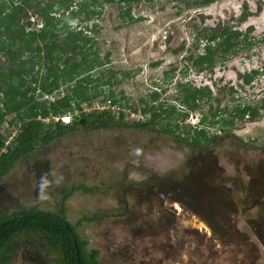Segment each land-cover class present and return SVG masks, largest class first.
Here are the masks:
<instances>
[{"label": "rangeland", "instance_id": "374dc122", "mask_svg": "<svg viewBox=\"0 0 264 264\" xmlns=\"http://www.w3.org/2000/svg\"><path fill=\"white\" fill-rule=\"evenodd\" d=\"M90 1L75 0L72 7ZM245 9L250 16L242 20ZM33 11L23 22L34 21L31 30H38L41 21ZM131 11L133 21L121 17L118 4L107 3L95 8L98 15L90 21L69 25L92 40L88 52L101 63L89 73L99 80L90 90L101 93L83 111L104 107L117 120L124 114L128 123L148 122L150 115L141 111L154 93L156 105L179 112L183 84L207 87L211 98L179 118L174 135L163 132L162 120L148 130L81 126L66 133L0 179V210L57 211L64 189L85 186L67 200V219L98 251V264H264V109L253 120L234 114L264 102V0H154L133 4ZM224 28L248 37L233 52L219 54L213 71L193 67L208 43L204 35ZM7 61L0 54V65L9 66ZM253 70L259 75L246 85L244 75ZM65 89L42 100L55 101ZM110 92L118 104L103 101ZM126 103L134 110L123 109ZM218 109L225 111L213 118ZM79 114L63 117L72 123ZM14 119L9 115L0 126L7 142L20 129ZM59 119H46L47 129ZM226 119L234 123L224 126ZM212 120L219 123L207 127ZM199 125L207 127L210 140L196 148L189 134ZM15 243L16 251L0 264H60V249L42 234H21Z\"/></svg>", "mask_w": 264, "mask_h": 264}, {"label": "trees", "instance_id": "16d2710c", "mask_svg": "<svg viewBox=\"0 0 264 264\" xmlns=\"http://www.w3.org/2000/svg\"><path fill=\"white\" fill-rule=\"evenodd\" d=\"M74 1L5 0L0 3V54L8 60L6 63L10 64L0 65V126L5 123L9 115H14V122L20 124L17 135L10 142H7L8 136L0 134V179L8 176L17 163L28 154L48 146L81 126L94 130L113 128L148 130L162 120L166 121L163 132L174 135L180 130L179 118L186 119L189 111L197 110L204 99L212 96V91L207 87L197 88L183 84L180 86L178 100L184 109L179 112L175 106L167 108L163 104L156 105L159 95L154 93L151 96L152 104L145 103L141 111L143 115H150L148 122L128 123L124 120V114H121L117 120L110 110H101L93 114L85 113L82 105L91 104L101 93L89 88L99 81L92 80L89 73L97 69L101 63L95 53L88 52L92 40L84 36L83 32L71 30L69 25L81 18L83 21H90L93 16L98 15L95 8L107 3L116 1L128 4L143 1L152 3L154 0H91L88 4L79 3V6L73 9ZM190 1L193 5H211L222 0ZM32 9L33 14L41 19L42 28L38 30H31L35 24L32 20L23 22L28 10ZM131 14V7L121 11L123 19L127 17L128 20L133 21ZM57 15L61 19L56 18ZM248 16L250 13L245 9L241 19L246 20ZM61 31L65 34L63 40L60 39ZM204 36L208 43L203 54L194 60L192 65L200 71L205 69L213 71L217 64V56L233 52L241 45L240 38L244 36L247 39L248 34L244 35L238 30L224 28L218 31L212 30ZM215 44L218 45L216 49L213 48ZM43 66L45 71L42 73ZM258 75V70L245 74V84H251ZM73 82L75 85L70 87ZM103 84L109 85L107 82ZM61 88H66L63 97L55 101L42 100L45 95H52ZM103 101H109L112 105L119 103L114 99L113 92L107 94ZM122 107L128 111L134 110L128 103ZM262 109L264 102L261 107L247 105L236 108L235 118L248 117L253 120ZM75 111L80 114L72 123L66 124L59 119L47 129L44 123L46 119L60 118ZM223 111L218 109L212 117L219 116ZM174 115L177 117L173 121ZM200 122L202 125L207 121L203 118ZM208 123L207 127L219 122L212 120ZM222 123L224 126L232 125L234 120L226 119ZM201 125L194 127L189 134L191 145L196 148L210 140L206 132L207 127L202 128ZM77 189H85V186L63 190L61 208L57 211H43L38 208H23L14 212L0 210V263L7 261V255L14 253L18 248L15 243L18 235L42 234L60 249L62 253L60 264H98V251L89 249L88 241L82 238L76 227L67 219L66 202Z\"/></svg>", "mask_w": 264, "mask_h": 264}, {"label": "flooded vegetation", "instance_id": "af4514ba", "mask_svg": "<svg viewBox=\"0 0 264 264\" xmlns=\"http://www.w3.org/2000/svg\"><path fill=\"white\" fill-rule=\"evenodd\" d=\"M143 2H146V3H150V2H147V1H143ZM140 3V2H139ZM115 4H118L121 11H125L126 9H128L129 7H131L132 9V5L133 4H136V2H132L131 4H128L126 2H120V1H116ZM34 22V21H33Z\"/></svg>", "mask_w": 264, "mask_h": 264}, {"label": "built area", "instance_id": "2783aa9c", "mask_svg": "<svg viewBox=\"0 0 264 264\" xmlns=\"http://www.w3.org/2000/svg\"><path fill=\"white\" fill-rule=\"evenodd\" d=\"M110 103V102H109ZM101 110H104L105 108L103 107V108H100ZM112 109H114V108H112ZM118 116H119V114H118ZM139 117L140 118H142V116L141 115H139ZM248 118V117H247ZM60 119L62 120V122H64V123H66V124H68V123H70V121H71V118L70 117H60Z\"/></svg>", "mask_w": 264, "mask_h": 264}, {"label": "water", "instance_id": "95a60500", "mask_svg": "<svg viewBox=\"0 0 264 264\" xmlns=\"http://www.w3.org/2000/svg\"><path fill=\"white\" fill-rule=\"evenodd\" d=\"M41 21V19H39ZM42 26V24H40Z\"/></svg>", "mask_w": 264, "mask_h": 264}]
</instances>
